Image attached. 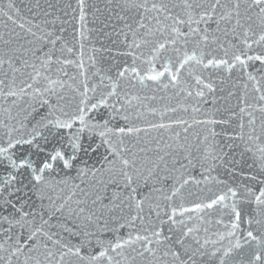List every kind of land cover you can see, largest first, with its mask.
Listing matches in <instances>:
<instances>
[{
	"label": "snow or ice",
	"instance_id": "snow-or-ice-1",
	"mask_svg": "<svg viewBox=\"0 0 264 264\" xmlns=\"http://www.w3.org/2000/svg\"><path fill=\"white\" fill-rule=\"evenodd\" d=\"M0 264H264V0H0Z\"/></svg>",
	"mask_w": 264,
	"mask_h": 264
}]
</instances>
